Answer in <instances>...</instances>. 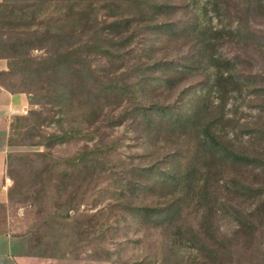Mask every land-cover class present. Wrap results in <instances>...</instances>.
<instances>
[{
  "label": "trees",
  "instance_id": "obj_1",
  "mask_svg": "<svg viewBox=\"0 0 264 264\" xmlns=\"http://www.w3.org/2000/svg\"><path fill=\"white\" fill-rule=\"evenodd\" d=\"M19 1L25 0L0 3V20H7L0 25V47L7 46L1 34L8 30L18 36L10 44L18 56L37 34L45 49L39 56L7 60L8 69L0 72L6 81L0 80V86L11 93H27L31 105H49L62 116L80 114L68 118V123L51 118L55 129L41 135V145L52 150L85 144L64 158L47 151L38 152L37 161L20 157L26 161V175L14 180L11 190L18 196L10 192L9 200L25 201L22 197L37 170L46 182L39 180V195L48 185L58 191L60 181H74V191L41 218L36 238H28L26 254L67 258L83 243L101 247L103 260L110 264H264V191L234 174L230 183L238 194L255 199L249 207L239 208L218 201L217 195L214 199L210 186L213 181L226 182L214 174L223 168L256 167L264 158L250 154L225 129L230 121L224 113L228 99L241 92L236 86L243 78L236 70L237 58L220 53L218 42L235 22L214 27L205 11L204 20L183 25L172 20L179 8L172 0H27L26 7L17 8ZM247 2L249 7L251 1ZM215 8L224 6L216 1ZM188 37L191 44L181 50L183 59L166 53L157 56L170 41ZM137 45L139 60L147 56L150 63L133 64L132 72L138 69L141 74L130 81L121 60ZM3 54L0 58H6ZM17 64L25 66L19 69ZM31 86L40 89L33 91ZM254 92L261 94L264 104V84ZM145 95L159 98L146 101ZM108 109L111 116L109 112L106 116ZM14 120L13 129L24 132L31 124L40 125V118ZM116 126L139 135L131 146L142 145L140 153L121 156L117 148L125 138L102 137L106 128ZM24 132L19 133L26 139ZM104 156L111 160L112 189L111 182L106 188L98 186ZM110 191L118 196L94 212L80 209L87 197ZM214 202L233 210L231 233H221ZM192 214L196 215L191 218ZM106 216L109 223L100 224Z\"/></svg>",
  "mask_w": 264,
  "mask_h": 264
},
{
  "label": "rangeland",
  "instance_id": "obj_2",
  "mask_svg": "<svg viewBox=\"0 0 264 264\" xmlns=\"http://www.w3.org/2000/svg\"><path fill=\"white\" fill-rule=\"evenodd\" d=\"M173 3L177 4L179 8L177 9L176 15L172 17V20L183 22V25H189L195 20H204V15L207 12V18L210 19L211 24L214 27H220L222 24L229 26L230 23L235 22L232 27L224 30L222 33L223 39L218 42L219 52L228 57L237 58L236 60V70L242 76L243 81L240 87L241 92H236L231 99H228V105L225 108V114L230 120L226 130L232 132L236 135L238 141L243 142V146L250 152V154H263L264 155V104L261 101V94L255 93L254 88L262 86L264 84V0H250V6L247 5V0H172ZM216 1H220L224 9L215 8ZM3 0H0V3ZM30 2L19 1L16 7L22 8L26 7ZM3 5V4H2ZM206 11V12H205ZM7 20L1 19L0 25L6 23ZM236 22L241 26L242 32H238L236 29L239 27ZM27 34H19V37H26ZM181 35V34H180ZM244 35V36H243ZM18 36L9 33L8 30L2 31L1 38L7 41L6 48L0 47V53L5 55L6 58H0L5 64L3 70H7V62H15L17 58H27L30 56H39L44 52V42L41 40L39 34L35 37L30 38L28 46L26 47L23 55H17L13 53L10 44L15 42ZM151 38V37H150ZM163 38V37H162ZM172 40L167 44V47H162L158 51L157 56H170L177 55L178 58L183 59L182 49L185 47L189 49L188 45L191 44V38H186L184 40ZM138 46H134L131 50L125 54V57L121 60L123 63V71L129 72L128 78L134 80L138 76L140 71L132 72L133 64H143L149 65L150 61L147 56L143 60H139V50ZM151 48L148 49L150 51ZM187 54V53H186ZM9 56V57H8ZM8 60V61H7ZM186 61L185 59L183 60ZM25 65L17 64V68H24ZM146 66V67H147ZM2 70H0L1 72ZM262 71V72H261ZM22 74V73H21ZM24 75V74H23ZM18 76V75H17ZM31 76V75H29ZM19 78V76H18ZM27 78V77H25ZM128 79V80H129ZM0 80H5L4 75L0 74ZM32 80V79H31ZM6 81V80H5ZM16 83L19 82L15 78ZM253 81V83H252ZM251 83V84H250ZM250 86H249V85ZM33 91H38L40 88L38 86H31ZM239 89V88H238ZM189 92H192L190 90ZM43 94V91H41ZM166 95V94H165ZM159 98V95L158 97ZM156 97H151V95H145L146 101H155ZM167 100V99H166ZM49 105L37 104L31 105L28 114L24 117L18 118H40L38 128L34 124H31L30 128H27V132L20 130V128L13 129V124H15L14 118H12L9 124L8 133V156H12L11 159H7L6 170L3 174L4 184L0 186V234H9L12 237H17L22 244H24L25 250L27 252V242L28 238H36V230L40 225L41 218L46 216L54 210L62 200H65L73 190L74 181H60L62 184L58 187V191H55L51 185L46 187V193L44 195L37 194L39 192L40 183H46L40 179V171L37 170L36 174L31 177L30 187L25 196L24 202L15 201L14 198L9 200V193L11 196L17 197L14 188L11 190L14 180H20L24 175H26V161L23 162L20 157H26L29 160L37 161L38 152L47 151L52 157H66L72 155L77 150L84 147V142H75L70 145H64L61 147H56L52 150L48 149L45 145H41L42 138L41 135H48L55 129V120H50L51 118H64V121L68 123V118H76L74 114H69L67 116H62L58 113L57 109L48 107ZM51 106V105H50ZM110 116L113 112L110 109L106 110V116ZM120 113H116L118 116ZM77 118H80V114ZM33 122V120H32ZM34 126L35 128L33 129ZM125 127H128L126 124ZM124 128L112 127L106 128L105 134L99 133L97 137H102L108 139L109 137L121 136L125 139H120L121 147L117 148L118 153L121 156L127 157V152H132L133 154L140 153V148L142 145L137 144V147H132V143L138 139V134L131 131L125 132ZM133 129V128H132ZM30 130V131H29ZM19 132L26 133V139H23ZM104 132V131H103ZM138 132V131H137ZM123 134V135H122ZM109 135V136H108ZM135 139V140H134ZM133 140V141H132ZM11 141V143H9ZM161 146H157L156 149L159 151ZM150 148V147H149ZM10 154V155H9ZM119 155V154H118ZM120 156H118L119 158ZM114 156V159H118ZM105 165L99 168L100 177L98 179L99 188H106L109 182L110 189L115 186L113 183L112 172L109 171L111 166V160L106 159L104 156ZM117 164V163H115ZM118 165V164H117ZM9 166V168H8ZM50 166V165H48ZM256 167H247L242 170H234L229 167L222 169V172L214 173L219 174L217 177H224L227 179L226 182L220 183L213 181L210 186L211 190L215 192L214 199L218 201L225 200L231 202L237 207H249L252 202H254V197H249V195H239L234 184L230 183L233 179L231 177L235 174L238 178L245 180L247 184L255 188L260 187L264 191V158L262 156V161L259 162ZM24 169L22 170V168ZM111 172V173H110ZM34 174V173H32ZM234 177V176H233ZM27 178V176H26ZM240 179V180H241ZM28 180V178H27ZM82 183L84 182L81 179ZM80 181V182H81ZM79 182V183H80ZM79 183H75L76 186ZM59 184V182H57ZM60 193V195H59ZM2 196V197H1ZM117 192H98L93 194L84 201L80 209H90L94 212L98 206L110 200V198H116ZM21 198V197H20ZM189 204V203H188ZM214 209L218 208L217 225L222 234L226 235L233 230V210L228 208L226 205L217 204L214 202ZM191 206V203L188 205ZM193 206L190 207V210ZM196 214H192L193 218ZM81 221L85 223L84 217ZM109 217H103L99 220L100 224H108ZM86 224V223H85ZM264 234V228H263ZM93 235L89 236L92 238ZM264 236V235H263ZM17 239V240H18ZM86 243L90 240L88 237H84ZM19 241V242H20ZM81 243L75 253L67 258L53 259V258H41L34 257L31 261L32 264H110L103 260L102 249H98L96 246L90 245L85 246ZM96 247V248H95Z\"/></svg>",
  "mask_w": 264,
  "mask_h": 264
},
{
  "label": "crops",
  "instance_id": "obj_3",
  "mask_svg": "<svg viewBox=\"0 0 264 264\" xmlns=\"http://www.w3.org/2000/svg\"><path fill=\"white\" fill-rule=\"evenodd\" d=\"M4 68L5 64L0 60V70ZM30 106L27 93H11L0 86V186L4 184L3 174L8 159L9 124L12 118L26 116ZM17 239L9 234H0V264H32L34 257L24 252V244Z\"/></svg>",
  "mask_w": 264,
  "mask_h": 264
}]
</instances>
